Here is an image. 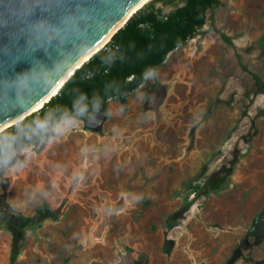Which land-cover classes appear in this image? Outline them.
I'll use <instances>...</instances> for the list:
<instances>
[{"label":"rangeland","instance_id":"374dc122","mask_svg":"<svg viewBox=\"0 0 264 264\" xmlns=\"http://www.w3.org/2000/svg\"><path fill=\"white\" fill-rule=\"evenodd\" d=\"M43 203L21 242L0 221V264H264V0H219L137 89L0 183V220Z\"/></svg>","mask_w":264,"mask_h":264},{"label":"clouds","instance_id":"9594fccd","mask_svg":"<svg viewBox=\"0 0 264 264\" xmlns=\"http://www.w3.org/2000/svg\"><path fill=\"white\" fill-rule=\"evenodd\" d=\"M36 8L47 15L31 21L25 36L26 48L33 53L40 48L47 52L48 47L54 46L58 55L52 59L51 66L33 59L28 68L3 78L12 103L6 108L0 107L2 116L24 110V103L17 100L18 88L24 86L21 95L25 98H35L49 79L62 74V67L58 69V66H62L69 55L75 60L84 49H90L96 36L105 30L103 17L88 7L86 0H37ZM69 44L71 48L66 49L65 45ZM102 51V62L106 65L123 59L118 48L106 47ZM92 75L88 73L87 78ZM101 103L99 95L89 99L78 93L71 109L57 106L42 116L18 119L10 130L0 128V183L27 169L41 146L52 147L79 127L84 117L94 119Z\"/></svg>","mask_w":264,"mask_h":264},{"label":"trees","instance_id":"16d2710c","mask_svg":"<svg viewBox=\"0 0 264 264\" xmlns=\"http://www.w3.org/2000/svg\"><path fill=\"white\" fill-rule=\"evenodd\" d=\"M183 2V5L164 15L153 3L144 5L127 20L103 48L74 71L55 96L26 118L42 116L48 109L57 106L71 109L78 93L85 94L89 99L99 95L102 101L101 107L109 99H123L128 96L144 82L148 73L164 63L170 51L196 35L205 23L207 11L213 12L219 5V0H183ZM216 31L226 43H232L230 37L219 30ZM106 47L118 48L123 59H117L111 65L103 63L102 50ZM236 57L241 68L254 77L259 92L262 89L260 78L242 63L241 55L237 52ZM88 73H93L91 78H87ZM12 126L5 130H10ZM217 185L214 182L205 184L213 189L217 188ZM53 215L49 205L43 203L31 215L19 213L12 221L4 218L0 221L6 225L14 239L21 242L27 224L40 223ZM180 216V213L171 215L167 220V227L169 229L174 227ZM169 251L166 249L167 253Z\"/></svg>","mask_w":264,"mask_h":264},{"label":"water","instance_id":"95a60500","mask_svg":"<svg viewBox=\"0 0 264 264\" xmlns=\"http://www.w3.org/2000/svg\"><path fill=\"white\" fill-rule=\"evenodd\" d=\"M141 1L86 0L87 6L103 17L105 30L96 36L93 46L90 49H84L83 54L75 60H72L69 55L65 63L58 66V69L62 67V74L55 79H49L44 89L35 98H25L21 95L24 86L18 88L17 100L24 103L25 108L23 111L12 112L8 116L0 115V128L7 129L14 125L18 119H24L42 108L58 93L74 71L87 62L98 50L91 54L90 52L108 36L111 40L127 20L144 6L139 5ZM36 3L37 0H0V107L3 108L12 103L7 82L3 78L13 76L16 72L28 68L33 59L44 61L51 66L52 59L58 55L54 46L48 47L47 52L40 48L30 53L26 48L25 36L31 21L42 14L47 15L36 8ZM65 47L70 49L71 45H65Z\"/></svg>","mask_w":264,"mask_h":264},{"label":"bare ground","instance_id":"6f19581e","mask_svg":"<svg viewBox=\"0 0 264 264\" xmlns=\"http://www.w3.org/2000/svg\"><path fill=\"white\" fill-rule=\"evenodd\" d=\"M149 0H142L140 3H139V5H145L147 2H148ZM109 37L110 36H108L103 42H101L100 44H98L91 52H90V54L91 53H93L94 51H97V50H99V49H101V48H103L106 44H107V42H109ZM89 56V55H88Z\"/></svg>","mask_w":264,"mask_h":264}]
</instances>
